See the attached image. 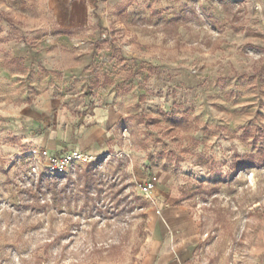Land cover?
<instances>
[{
  "label": "rangeland",
  "instance_id": "rangeland-1",
  "mask_svg": "<svg viewBox=\"0 0 264 264\" xmlns=\"http://www.w3.org/2000/svg\"><path fill=\"white\" fill-rule=\"evenodd\" d=\"M92 1L72 25L0 0V264H144L171 205L201 224L185 264H239L264 225V0ZM58 114L111 115L110 150L28 141Z\"/></svg>",
  "mask_w": 264,
  "mask_h": 264
},
{
  "label": "crops",
  "instance_id": "crops-1",
  "mask_svg": "<svg viewBox=\"0 0 264 264\" xmlns=\"http://www.w3.org/2000/svg\"><path fill=\"white\" fill-rule=\"evenodd\" d=\"M54 1H57L59 5L57 13L63 15L67 12L72 25L86 22L89 6L93 2L92 0H52L54 8ZM108 114L103 126L98 124L89 130H85V128L78 130L79 128L75 124L76 118L58 114L55 129L38 134L26 131L25 136L29 135V142H34L37 146H44L52 152L64 149L66 146H73L82 150L86 149L91 154H103L110 148L107 145L103 146L98 142V139L107 132V122L112 118ZM66 123H68L67 129L64 127ZM161 217H166L167 227H169L166 248L162 249L161 246L164 243L165 235L157 227L154 231L152 249L147 253L144 264H185L190 258H193L201 242L199 236L201 224L182 207L176 205H171L163 210ZM263 259L264 225L254 234L239 264H261Z\"/></svg>",
  "mask_w": 264,
  "mask_h": 264
},
{
  "label": "built area",
  "instance_id": "built-area-1",
  "mask_svg": "<svg viewBox=\"0 0 264 264\" xmlns=\"http://www.w3.org/2000/svg\"><path fill=\"white\" fill-rule=\"evenodd\" d=\"M46 155H48V152H45ZM72 157L71 156H67L64 154H51L46 156L45 161L47 163V165L52 169L55 170L57 173H64L66 171V168L69 164V161ZM43 162V158L40 157L38 159L37 163H42ZM38 166L34 165L33 166V171H37ZM151 186L153 187L154 185L151 184ZM261 264H264V259L262 260Z\"/></svg>",
  "mask_w": 264,
  "mask_h": 264
},
{
  "label": "trees",
  "instance_id": "trees-1",
  "mask_svg": "<svg viewBox=\"0 0 264 264\" xmlns=\"http://www.w3.org/2000/svg\"><path fill=\"white\" fill-rule=\"evenodd\" d=\"M60 32L61 33H69L70 31L67 29H61ZM93 177H94V173L91 172L90 175L88 176L87 185L90 184V181L93 180Z\"/></svg>",
  "mask_w": 264,
  "mask_h": 264
},
{
  "label": "bare ground",
  "instance_id": "bare-ground-1",
  "mask_svg": "<svg viewBox=\"0 0 264 264\" xmlns=\"http://www.w3.org/2000/svg\"><path fill=\"white\" fill-rule=\"evenodd\" d=\"M156 181H157V178H156Z\"/></svg>",
  "mask_w": 264,
  "mask_h": 264
}]
</instances>
